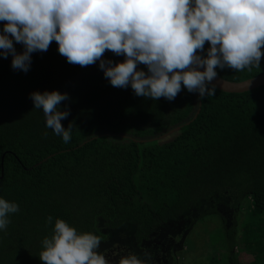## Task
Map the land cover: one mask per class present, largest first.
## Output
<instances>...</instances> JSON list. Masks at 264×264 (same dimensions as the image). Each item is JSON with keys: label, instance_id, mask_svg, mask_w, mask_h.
<instances>
[{"label": "trees", "instance_id": "trees-1", "mask_svg": "<svg viewBox=\"0 0 264 264\" xmlns=\"http://www.w3.org/2000/svg\"><path fill=\"white\" fill-rule=\"evenodd\" d=\"M13 44L17 53L24 50ZM208 48L205 42L198 54L206 56ZM124 58L107 50L103 56L113 63ZM11 59L0 57V198L19 211L0 230V264H43L42 240L52 236L57 219L98 236V251L113 264L130 253L160 264L156 254L183 253L191 229L220 213L229 192L250 199L248 215L264 214V86L240 94L216 89L201 99L182 85L174 100H152L130 85L111 86L99 61L69 64L55 41L31 54L27 73L13 70ZM137 67L147 73L145 65ZM216 71L242 82L264 74V57L251 70ZM53 90L69 97L59 105L69 110L61 121L72 125L68 143L46 127L30 98ZM238 215L229 236L264 239V229H248ZM238 245L244 257L233 253L229 264H264V243Z\"/></svg>", "mask_w": 264, "mask_h": 264}, {"label": "clouds", "instance_id": "clouds-1", "mask_svg": "<svg viewBox=\"0 0 264 264\" xmlns=\"http://www.w3.org/2000/svg\"><path fill=\"white\" fill-rule=\"evenodd\" d=\"M0 21L5 22L0 57L10 54L13 70L27 73L31 54L46 52L55 41L69 64L99 61L111 86L130 85L136 96L152 100L172 101L182 85L201 99L214 96L217 68L251 70L264 57V0H0ZM13 41L24 50L17 53ZM205 42L209 48L201 56ZM106 50L125 58L106 61ZM30 98L33 108L42 109L46 127L68 143L72 125L61 121L69 110L59 108L69 100L67 93L32 92ZM18 211V204L0 198V230ZM100 242L57 219L52 236L42 240L39 258L43 264H109L98 251ZM118 264L147 260L130 253Z\"/></svg>", "mask_w": 264, "mask_h": 264}, {"label": "rangeland", "instance_id": "rangeland-1", "mask_svg": "<svg viewBox=\"0 0 264 264\" xmlns=\"http://www.w3.org/2000/svg\"><path fill=\"white\" fill-rule=\"evenodd\" d=\"M225 200L229 201L226 202ZM249 200L250 199H247L246 195H238L236 198L234 192L227 193L225 198H222L220 201V209L216 210V212H220L221 215L226 218V224L223 223L220 213L214 215L209 214L201 218L191 229L189 237L187 236L184 239L185 244L183 246V253L178 252L175 257L174 250H172V256L174 257L172 259L169 251L166 249V251H162V253L157 252V261H155L161 264L163 263L161 259L165 256V260L168 262L167 264H172L173 260L174 264H196V260L200 258L203 262L197 264H229V259L235 253L237 254L238 260L244 257L238 242L242 243V246L245 245L246 241L254 244L264 243V239L251 233H248L247 240L244 236L242 240L239 238V235V240L234 239L231 235L229 236L228 230L233 229L237 218V212L239 213L238 216L247 222L248 229L255 231V228L258 226H260L258 228L264 229V214L255 218L247 214V211H251V203ZM202 214L203 213H200V216ZM241 222L243 221L241 220ZM243 259L244 258L241 259L242 263H244ZM109 264L113 263L109 261Z\"/></svg>", "mask_w": 264, "mask_h": 264}, {"label": "water", "instance_id": "water-1", "mask_svg": "<svg viewBox=\"0 0 264 264\" xmlns=\"http://www.w3.org/2000/svg\"><path fill=\"white\" fill-rule=\"evenodd\" d=\"M203 70V69H200ZM215 84L216 89L219 91H222L224 93L228 94H240V93H245L248 91H251L253 89H256L258 87L264 86V74H261L257 77L242 81V82H230L227 80H224L220 77H216V79L212 82ZM199 110L197 111V113ZM196 113V114H197ZM180 127L174 128L169 133L173 131L179 130ZM2 176V172H1Z\"/></svg>", "mask_w": 264, "mask_h": 264}]
</instances>
